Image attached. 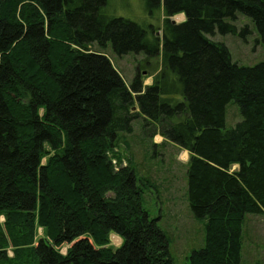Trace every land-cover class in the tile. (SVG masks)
<instances>
[{
    "label": "trees",
    "instance_id": "1",
    "mask_svg": "<svg viewBox=\"0 0 264 264\" xmlns=\"http://www.w3.org/2000/svg\"><path fill=\"white\" fill-rule=\"evenodd\" d=\"M146 2L164 15L161 41L152 24L109 15V0H0V264H175L147 203L152 172L110 155L148 122L190 153L205 235L187 264H242L246 215L264 213V60L240 64L214 36L255 29L264 45V0ZM109 45L159 57L152 83L128 84ZM231 101L242 119L228 128Z\"/></svg>",
    "mask_w": 264,
    "mask_h": 264
},
{
    "label": "rangeland",
    "instance_id": "2",
    "mask_svg": "<svg viewBox=\"0 0 264 264\" xmlns=\"http://www.w3.org/2000/svg\"><path fill=\"white\" fill-rule=\"evenodd\" d=\"M147 0H109L106 11L109 15L129 18L133 21L152 24L153 33L161 41L162 23L164 15L161 9L153 7L149 11ZM243 18L241 26L245 25ZM176 23L185 19L183 13L171 17ZM214 39L224 42L232 59L243 65H254L264 60V45L258 40L257 31L239 35L217 33ZM106 52L113 65L120 71L126 82L130 84L136 74L143 77L145 84H151L154 73L159 66V57L145 60L144 53H129L118 56L113 53L109 45ZM242 119L239 106L231 101L226 109V127L235 126ZM139 126L131 134L122 135L115 149L110 152L115 169L128 164L137 166L138 173L152 172V179L156 186L153 192L146 195L148 206L155 215L162 217V225L169 230L171 236V251L175 264H187V257L192 250L203 244L205 235L204 222L194 218L188 204L187 195V167L190 153L180 149L172 142H162L159 134L152 135V124L148 122L145 132ZM154 143V145H153ZM154 146V147H153ZM234 165L232 169H236ZM4 221V216H1ZM38 235H45L43 227H38ZM111 243L117 247L122 238L110 234ZM69 244L61 246L65 253ZM12 254L11 248L9 249ZM242 264H264V213L247 214L243 228Z\"/></svg>",
    "mask_w": 264,
    "mask_h": 264
},
{
    "label": "water",
    "instance_id": "3",
    "mask_svg": "<svg viewBox=\"0 0 264 264\" xmlns=\"http://www.w3.org/2000/svg\"><path fill=\"white\" fill-rule=\"evenodd\" d=\"M184 14V13H183ZM185 15V14H184ZM173 22H175L174 20H172Z\"/></svg>",
    "mask_w": 264,
    "mask_h": 264
}]
</instances>
